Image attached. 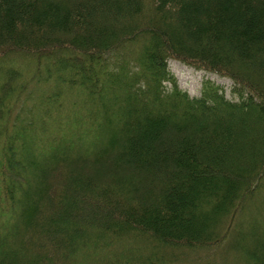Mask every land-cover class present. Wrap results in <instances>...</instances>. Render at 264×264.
Wrapping results in <instances>:
<instances>
[{
  "label": "trees",
  "instance_id": "trees-1",
  "mask_svg": "<svg viewBox=\"0 0 264 264\" xmlns=\"http://www.w3.org/2000/svg\"><path fill=\"white\" fill-rule=\"evenodd\" d=\"M0 264H264V0H0Z\"/></svg>",
  "mask_w": 264,
  "mask_h": 264
},
{
  "label": "rangeland",
  "instance_id": "rangeland-1",
  "mask_svg": "<svg viewBox=\"0 0 264 264\" xmlns=\"http://www.w3.org/2000/svg\"><path fill=\"white\" fill-rule=\"evenodd\" d=\"M168 65L177 78L178 86L187 90L190 95H198L202 80L208 78L222 85L227 97H235L230 94L231 81L228 78L197 70L174 59L169 60Z\"/></svg>",
  "mask_w": 264,
  "mask_h": 264
}]
</instances>
